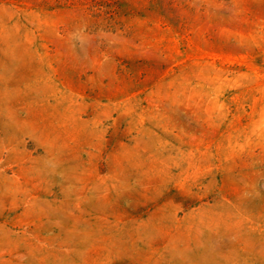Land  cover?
Returning a JSON list of instances; mask_svg holds the SVG:
<instances>
[{
	"label": "rangeland",
	"instance_id": "rangeland-1",
	"mask_svg": "<svg viewBox=\"0 0 264 264\" xmlns=\"http://www.w3.org/2000/svg\"><path fill=\"white\" fill-rule=\"evenodd\" d=\"M0 264H264V0H0Z\"/></svg>",
	"mask_w": 264,
	"mask_h": 264
}]
</instances>
